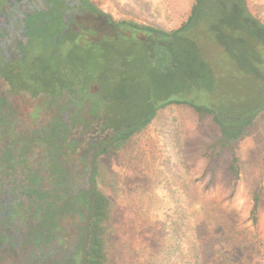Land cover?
<instances>
[{"label":"rangeland","instance_id":"374dc122","mask_svg":"<svg viewBox=\"0 0 264 264\" xmlns=\"http://www.w3.org/2000/svg\"><path fill=\"white\" fill-rule=\"evenodd\" d=\"M89 1L116 19H131L167 31L186 19L192 4V0ZM246 3L264 24V3ZM95 18L87 19L94 26L93 32L81 30L74 45L64 43L58 52L50 54L55 61H42L39 69L35 70L36 65L31 69L35 71L32 74L49 87L54 72H68L67 63L81 69L80 61L73 56L87 57L90 66L92 60L86 49L98 43L90 55L104 57L93 63L96 68L99 65L102 80L111 76L120 79L103 87L110 88L113 95H120V90L128 95L123 100L127 104L117 103L109 111L114 112L113 117L129 118L125 123H132L155 106L148 104L137 111L141 102L133 104L139 95L141 99L150 98L151 77L143 59L144 49L133 37L115 38L117 29L107 28ZM106 34L110 36L107 39ZM195 42L199 54L191 44L182 52L183 72H199L202 59L212 66V76L218 78L217 92L231 97L250 94V82L217 42L209 38ZM128 99L132 101L128 103ZM218 133L210 116L199 121L189 106L170 105L158 109L150 123L113 156L110 167L116 182L103 190L118 202L117 236L122 235L125 245H118L117 239L112 264H238L241 260L244 264H264V194L256 226L249 217L253 190L264 188V113L259 123L262 142L252 135L240 142L241 171L235 186L226 173L227 152L211 164L203 156L205 146ZM240 233L249 239L246 245L237 240Z\"/></svg>","mask_w":264,"mask_h":264},{"label":"flooded vegetation","instance_id":"af4514ba","mask_svg":"<svg viewBox=\"0 0 264 264\" xmlns=\"http://www.w3.org/2000/svg\"><path fill=\"white\" fill-rule=\"evenodd\" d=\"M82 4L0 0V264H82L92 161L129 119L108 115L104 103L93 111L90 100L69 93L59 72L49 87L34 79L35 65L74 41ZM44 25L56 31L49 47ZM103 93L115 106L127 104L123 90ZM148 104L142 100L137 111Z\"/></svg>","mask_w":264,"mask_h":264},{"label":"trees","instance_id":"16d2710c","mask_svg":"<svg viewBox=\"0 0 264 264\" xmlns=\"http://www.w3.org/2000/svg\"><path fill=\"white\" fill-rule=\"evenodd\" d=\"M81 1L84 18L80 16L81 24L76 27L74 43L71 46L75 44V37L81 30H95L91 22L87 23L88 18L94 17L107 28L117 29L115 38H135L142 44L143 59L151 77L148 84L150 98L141 99L139 95L138 101L142 103L144 100L145 103L155 105L139 120L115 126L113 135L94 155L92 161V186L85 195L83 205L87 211V223L81 241L82 264H112L117 239L118 245L124 246L125 241L122 235L117 236L118 202L103 190L104 187H112L116 182V174L110 167V161L126 146L131 137L150 123L158 109L170 105H187L197 114L199 121L210 116L219 133L205 146L203 156L211 164L227 152L229 161L226 173L233 186L236 185L241 171V157L238 152L240 142L249 135H252L255 141L262 142L259 123L260 115L264 113V24L251 13L246 0H192L186 19L177 28L168 31L131 19H116L97 8L91 1ZM56 19L54 18V21ZM44 28V43L49 47L55 44L53 37L56 31L51 33L53 27L44 25ZM105 36L106 39L110 37L107 34ZM201 38H209L224 49L226 57L250 82L249 95L231 97L217 92L218 78L212 76V66L205 64L202 59L199 66L203 70L196 72L189 69L187 73L183 72L181 56L185 46L191 44L190 48L199 54L194 44ZM98 45L91 43L86 49L89 60H92L90 66L87 57L75 55L73 58L80 61L81 69L77 70L74 65L67 63L68 72L60 70L56 77L69 85V93L90 100L94 105L93 111L100 109V105L104 103L107 114L113 115L114 112H110L109 107L115 106L116 100L104 97L103 85L120 79L111 76L112 78L105 77V80H102L98 72L99 65L96 68L93 63L100 62L104 57L90 55ZM52 60L55 61L52 58L49 61ZM114 67L118 69L120 65L114 64ZM48 138L51 144V136ZM263 194L262 186L256 187L252 192L253 203L249 217L253 226L258 222ZM237 240L246 245L249 239L240 233ZM222 243L220 242L221 248ZM238 264L244 262L241 260Z\"/></svg>","mask_w":264,"mask_h":264},{"label":"crops","instance_id":"0c3cea01","mask_svg":"<svg viewBox=\"0 0 264 264\" xmlns=\"http://www.w3.org/2000/svg\"><path fill=\"white\" fill-rule=\"evenodd\" d=\"M252 1H254V0H252ZM257 1V3H264V0H256Z\"/></svg>","mask_w":264,"mask_h":264}]
</instances>
